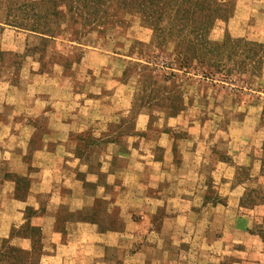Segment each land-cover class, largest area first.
I'll list each match as a JSON object with an SVG mask.
<instances>
[{
	"label": "rangeland",
	"instance_id": "obj_1",
	"mask_svg": "<svg viewBox=\"0 0 264 264\" xmlns=\"http://www.w3.org/2000/svg\"><path fill=\"white\" fill-rule=\"evenodd\" d=\"M215 1L177 46L0 0V264H264V0Z\"/></svg>",
	"mask_w": 264,
	"mask_h": 264
},
{
	"label": "trees",
	"instance_id": "obj_2",
	"mask_svg": "<svg viewBox=\"0 0 264 264\" xmlns=\"http://www.w3.org/2000/svg\"><path fill=\"white\" fill-rule=\"evenodd\" d=\"M9 6L8 24L42 34L52 32L60 19L69 17L74 35L117 27L125 16L137 17L161 39L175 38V45L193 44L184 37L188 31L205 33L214 18L226 8L216 6L215 0H6ZM216 6V7H215ZM224 9V10H223ZM221 11V12H220ZM196 34V33H195ZM197 35V34H196ZM181 52V51H179ZM10 175V174H9ZM14 178V188L28 186L23 175Z\"/></svg>",
	"mask_w": 264,
	"mask_h": 264
},
{
	"label": "crops",
	"instance_id": "obj_3",
	"mask_svg": "<svg viewBox=\"0 0 264 264\" xmlns=\"http://www.w3.org/2000/svg\"><path fill=\"white\" fill-rule=\"evenodd\" d=\"M68 124V123H67ZM66 130H69V128H66ZM65 130V131H66ZM67 134V133H66ZM63 144L65 145L66 144V141H65V139L63 138ZM62 152V154H64L65 152H64V150H62L61 151ZM43 153H45L44 151H43ZM56 158V157H55ZM60 162H62V159L60 158V157H57V160H53V165L55 164V163H60ZM51 168H53V166L51 167ZM50 167H49V170L51 169ZM45 170V169H44Z\"/></svg>",
	"mask_w": 264,
	"mask_h": 264
}]
</instances>
